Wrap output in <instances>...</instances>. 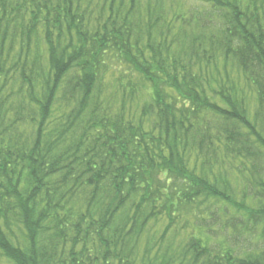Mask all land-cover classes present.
Returning <instances> with one entry per match:
<instances>
[{"label": "trees", "instance_id": "obj_1", "mask_svg": "<svg viewBox=\"0 0 264 264\" xmlns=\"http://www.w3.org/2000/svg\"><path fill=\"white\" fill-rule=\"evenodd\" d=\"M248 233L264 0H0V264H264Z\"/></svg>", "mask_w": 264, "mask_h": 264}, {"label": "rangeland", "instance_id": "obj_2", "mask_svg": "<svg viewBox=\"0 0 264 264\" xmlns=\"http://www.w3.org/2000/svg\"><path fill=\"white\" fill-rule=\"evenodd\" d=\"M136 70H132L131 68H130V70H129V72H128V75L131 77V80L132 81H134V80H136L138 77H139V75H135L134 74V72H135ZM143 89H144V86H142V92H143V94L144 95H147V93H144V91H143ZM148 92V91H147ZM233 177V176H232ZM232 182L234 183V184H236L237 183V181H236V178L235 177H233V179H232ZM235 189H237V188H235ZM213 220V219H212ZM211 220V221H212ZM203 221H205V220H203ZM208 223H211V222H208ZM221 223L222 222H218L217 224H212V226H211V230L210 231H213L212 232V234H211V236H212V238H210V240L209 239H205V241H207V245H209V244H211L210 246H212V247H217L216 245H218L219 243H221L222 242V235H226V233L225 232H223L222 230H221V228H220V225H221ZM215 230V231H214ZM181 235H184V233L183 234H181ZM251 235L252 234H247V236H243V237H238V236H233L232 234H229V235H227V237L228 238H230V239H232V240H234L235 241V244L236 243H238V244H240V246H242V248L245 250L246 249V251H248V250H250V249H254V248H257V246L259 247V248H262V247H264V238H262V239H258V238H256V240H258L257 241V244H255V241H254V239L253 238H255V237H251ZM257 235V234H256ZM185 236V235H184ZM199 237L201 236V235H198ZM237 249H239V248H237Z\"/></svg>", "mask_w": 264, "mask_h": 264}]
</instances>
